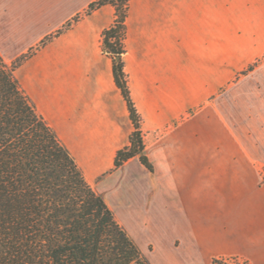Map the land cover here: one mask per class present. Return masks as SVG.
I'll list each match as a JSON object with an SVG mask.
<instances>
[{
	"label": "crops",
	"instance_id": "obj_1",
	"mask_svg": "<svg viewBox=\"0 0 264 264\" xmlns=\"http://www.w3.org/2000/svg\"><path fill=\"white\" fill-rule=\"evenodd\" d=\"M96 1L0 0V56L31 51L21 90L148 264H264V0H128L121 59L151 170L114 169L134 126L101 45L115 10L85 13Z\"/></svg>",
	"mask_w": 264,
	"mask_h": 264
},
{
	"label": "trees",
	"instance_id": "obj_2",
	"mask_svg": "<svg viewBox=\"0 0 264 264\" xmlns=\"http://www.w3.org/2000/svg\"><path fill=\"white\" fill-rule=\"evenodd\" d=\"M96 2L89 7L115 9L101 45L134 126L114 169L137 157L151 170L121 59L128 0ZM29 55L11 64L0 56V264H148L21 90L14 71Z\"/></svg>",
	"mask_w": 264,
	"mask_h": 264
},
{
	"label": "rangeland",
	"instance_id": "obj_3",
	"mask_svg": "<svg viewBox=\"0 0 264 264\" xmlns=\"http://www.w3.org/2000/svg\"><path fill=\"white\" fill-rule=\"evenodd\" d=\"M97 1H98V0H97ZM96 3H97V2H94V4H96ZM99 7H100V6H99ZM99 7L96 6V5H95L92 9L89 7L85 13H88V12L94 10V9L99 8ZM113 8H114V7H113ZM114 10H115V9H114ZM126 10H127V9H126ZM85 13H83V14H85ZM125 17H126V15H125ZM78 18H79V16H76L75 18H73V21L77 20ZM114 20H115V13H114ZM114 20H113V22H114ZM111 25H112V24H111ZM111 25H110V26H111ZM68 26H69V24L66 25L65 27H63V29H66ZM63 29L57 31L56 35L59 34ZM102 34H103V33H102ZM124 35H125V30H124ZM124 37H125V36H124ZM48 40H50V39H46L45 41L41 42L39 45L45 44ZM101 41H102V36H101ZM123 41H124V38H123ZM123 41H122V44H123ZM123 49H124V46H123ZM29 53H31V51H28L25 55H28ZM17 59H18V58H17ZM15 60H16V59L12 60L11 62H9V63H7V64H11V63L14 62ZM251 67H252V69H253V68L258 69V68H260V67H263V68H261L260 70L264 73V55L261 56V57H259V58H256V59L252 62ZM246 73H247V71L244 72V74H246ZM242 76H243V74L239 73L236 77H237V78H242ZM226 89H230V88H229V87H225V90H226ZM247 94H248V93H247ZM247 94H246L245 96H248ZM248 97H249V96H248ZM138 124H139V119H138ZM140 134H141V131H140ZM141 138H142V135H141ZM142 141H143V138H142ZM143 145H144V143H143ZM260 173H261V175L264 177V169H262V170L260 171ZM221 258H234L236 261H232V262H234L235 264H236L237 261H239L240 264H250L249 261H248L246 258H244V257H240V256H236V257H221Z\"/></svg>",
	"mask_w": 264,
	"mask_h": 264
},
{
	"label": "built area",
	"instance_id": "obj_4",
	"mask_svg": "<svg viewBox=\"0 0 264 264\" xmlns=\"http://www.w3.org/2000/svg\"><path fill=\"white\" fill-rule=\"evenodd\" d=\"M235 261H236V260H235ZM233 263H234V262H233ZM234 264H235V263H234ZM236 264H240V262H239V261H237V262H236Z\"/></svg>",
	"mask_w": 264,
	"mask_h": 264
}]
</instances>
